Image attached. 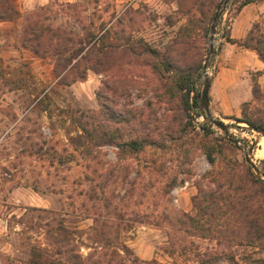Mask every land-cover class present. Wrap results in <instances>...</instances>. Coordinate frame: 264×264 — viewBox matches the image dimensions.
Segmentation results:
<instances>
[{"label":"rangeland","instance_id":"374dc122","mask_svg":"<svg viewBox=\"0 0 264 264\" xmlns=\"http://www.w3.org/2000/svg\"><path fill=\"white\" fill-rule=\"evenodd\" d=\"M241 1H231L222 14L208 69L210 111L230 126L227 135L200 107L210 25L220 0H14L22 17L0 21V264H263L264 247L231 242L218 233L224 223L194 204L216 189L212 173L221 167L218 157L215 165L209 162L203 143L233 137L255 158L264 137L236 120L243 111L264 116L261 72L240 74L239 89L250 94L241 104L231 103L220 83L232 44L226 37L238 27ZM67 3L74 6L65 7L71 16L59 13L53 25L80 30L88 20L115 23L171 56L177 67L194 69L201 62L197 104L184 110L178 95L164 93L167 80L136 58L113 73L127 79L117 80L123 95L107 87L111 72L89 70L84 80L61 83L54 59L35 57L19 37L27 13ZM84 124L96 127L100 138H86ZM205 124L211 133L202 139L196 132ZM104 131L146 145L137 152L120 148L104 142ZM262 159H254L261 171Z\"/></svg>","mask_w":264,"mask_h":264},{"label":"trees","instance_id":"16d2710c","mask_svg":"<svg viewBox=\"0 0 264 264\" xmlns=\"http://www.w3.org/2000/svg\"><path fill=\"white\" fill-rule=\"evenodd\" d=\"M255 1L243 0L239 8ZM61 6L62 8L58 10H54L52 5L42 6L38 10L27 13L19 37L20 45L29 49L35 57L54 59V70L61 83L71 84L77 80H84L89 70L98 73L111 72L112 83L107 87L113 94L120 92L123 95L125 91L118 86L120 84H117V80L127 79L117 77L113 73L129 65L132 58H136L146 60L153 71L161 74V79L167 80L162 87L164 93L172 98L178 95L184 110L189 111L194 103L197 104L200 94L196 90L195 83L201 62L194 69L177 67L171 56L162 54L143 37L133 38L132 34L126 33L124 28L118 29L115 23L101 22L96 25L88 20V23H83L80 30L65 24L55 26L51 22L52 19H56L59 13L71 16L65 7L67 10L74 7L69 3ZM20 17L22 12L14 0H0V21H15ZM117 21L121 23V18ZM208 24L210 25V22ZM226 41L254 51L264 62V16L252 25L244 39L227 36ZM147 56L154 57L155 62L150 64ZM192 93H194L193 96H191ZM102 104L105 105V101ZM242 113V118H236V120L246 123L249 128L264 136V116L253 117L245 111ZM202 114L207 118L204 111ZM113 116L115 117V114ZM122 120L125 118H118L117 121ZM86 126L87 124H84L81 127L86 138L90 137L94 140L100 138L96 127L89 130ZM201 130V134L196 132V135L202 139L211 133L206 124L202 125ZM101 136L108 144H116L120 148L135 152L142 150L146 145L144 141L138 139L119 141L121 135L115 131H104ZM82 137L80 134L74 140L79 142ZM202 147L206 151L209 162L215 165L218 157L221 167L212 173V181L216 184V189L208 197L202 199L197 197L194 200L195 207L203 214L224 223L225 229H219L218 233L226 235L231 242L263 248L264 180L256 177L251 167L245 162L243 153H241L242 159L238 157V152L241 151L228 137H215L210 139L208 144L203 143ZM262 162L264 163V159ZM262 173L264 174V169ZM258 198L260 200L257 201ZM256 201L258 205L255 207ZM217 226L222 228L219 224ZM229 259L230 262H235L233 256ZM209 261L210 259L202 260L201 264H210ZM261 262L264 264V259H261Z\"/></svg>","mask_w":264,"mask_h":264},{"label":"crops","instance_id":"0c3cea01","mask_svg":"<svg viewBox=\"0 0 264 264\" xmlns=\"http://www.w3.org/2000/svg\"><path fill=\"white\" fill-rule=\"evenodd\" d=\"M264 11V0L256 1L247 4L243 7L240 12L241 15L238 17L236 24L238 25L237 29L234 28L232 33V38L241 39L244 38L246 32L251 26L253 20ZM241 27V28H240ZM240 29V32L237 31ZM227 55H224L223 62L226 63V66H223V72L227 73L221 74L222 79L220 81L221 87L223 88V95L231 101V103L241 104L245 100L249 99V93L246 92V95L241 93L240 88V79L243 70L252 68L255 71L261 72L260 78H264V62L258 58L256 53L252 50L240 49L233 47V44H230V47L226 48ZM262 82V81H260ZM264 87V85H263ZM212 88V86H211Z\"/></svg>","mask_w":264,"mask_h":264},{"label":"water","instance_id":"95a60500","mask_svg":"<svg viewBox=\"0 0 264 264\" xmlns=\"http://www.w3.org/2000/svg\"><path fill=\"white\" fill-rule=\"evenodd\" d=\"M231 1H233V0H220L219 4L215 10V13L212 17V22L210 25V39H209V44H208V48L206 51L205 62H204L203 69H202L203 87H202V91H201V95H200V107L204 111V113L206 114L210 123L212 125L220 128L227 135L229 134L230 126L223 123L220 120L213 118L211 111H210L209 102H210L211 77L209 75L208 69H209L212 54H213L214 48H215V36H216L217 26L219 24V21L222 17V14L224 13L227 5ZM228 138L243 153L245 162L248 165H250V167L254 171L256 177L258 179L264 180V174L262 173L260 167L258 166L256 161L254 160V158L251 156L249 150L245 146L241 145L237 139H235L233 137H229V136H228Z\"/></svg>","mask_w":264,"mask_h":264},{"label":"bare ground","instance_id":"6f19581e","mask_svg":"<svg viewBox=\"0 0 264 264\" xmlns=\"http://www.w3.org/2000/svg\"><path fill=\"white\" fill-rule=\"evenodd\" d=\"M256 158H264V137L259 142V148L256 151V155L254 159L256 160Z\"/></svg>","mask_w":264,"mask_h":264}]
</instances>
